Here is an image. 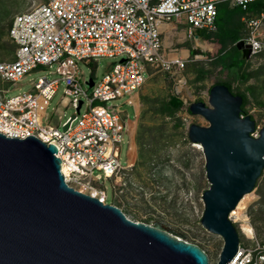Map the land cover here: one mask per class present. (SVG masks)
Wrapping results in <instances>:
<instances>
[{"label": "built area", "instance_id": "1", "mask_svg": "<svg viewBox=\"0 0 264 264\" xmlns=\"http://www.w3.org/2000/svg\"><path fill=\"white\" fill-rule=\"evenodd\" d=\"M255 1L46 0L35 4L15 15L9 31L16 44L13 58L0 59V133L19 139L32 135L55 144L66 182L105 202L106 194L96 185L113 176L120 179L132 167L121 159L122 144L131 128L130 115L107 103L138 92L150 71L174 73L184 70L188 62L168 52L173 48L164 44L163 25L175 23L191 33L216 30L222 4L247 10ZM241 21L245 27L239 41L253 57L264 50V10L245 14ZM100 57L119 61L100 79L85 78L79 62H98ZM33 72H57L60 77L40 76L32 91L7 97L8 82L15 84ZM61 85H65V100L75 109L62 122V129L48 125L43 110ZM247 226V240L252 244L243 245L240 240L236 254L226 264H264V242L250 222Z\"/></svg>", "mask_w": 264, "mask_h": 264}, {"label": "water", "instance_id": "2", "mask_svg": "<svg viewBox=\"0 0 264 264\" xmlns=\"http://www.w3.org/2000/svg\"><path fill=\"white\" fill-rule=\"evenodd\" d=\"M237 48L251 57L242 40ZM243 103L218 83L208 102L189 106L209 122L191 123L188 136L205 156L210 186L201 224L224 241L217 264L236 254L241 239L230 214L264 170V126L251 114L242 117ZM57 152L36 136L0 133V264H210L200 245L68 185Z\"/></svg>", "mask_w": 264, "mask_h": 264}, {"label": "rangeland", "instance_id": "3", "mask_svg": "<svg viewBox=\"0 0 264 264\" xmlns=\"http://www.w3.org/2000/svg\"><path fill=\"white\" fill-rule=\"evenodd\" d=\"M44 1L0 0V59L13 58L14 49L8 37V29L14 16ZM242 12L248 14L247 11ZM174 26L177 27L174 29ZM163 27L164 44L173 48L168 52L174 57L188 59V66L169 75L163 70H152L138 92L107 103L108 106H119L121 111H127L130 115L131 128L122 144L121 159L123 162L130 161L132 167L126 175L113 181L115 188L112 189L110 180L105 181L106 188L101 184L99 188H105L107 201L121 207L131 219L161 224L178 236L200 245L208 253L210 263L217 264L224 241L201 224L204 211L202 194L210 186L206 176L205 156L200 143L192 142L188 136L191 123L208 125L209 122L201 115H193L189 106L199 100L208 102L209 89L219 79L226 78L228 71L217 65L211 73L198 80L195 69L199 65L195 63L203 61L212 68V60L219 53L220 45L175 23ZM242 36L241 32L236 42ZM193 49H199L202 53L192 54ZM226 54V57L238 64L245 60L238 48L228 49ZM118 61L117 57H100L98 62L83 60L79 64L85 78L100 79ZM248 62L250 69L257 68L264 63V55L250 58ZM51 70L55 71L56 67ZM43 75L51 79L60 77L57 72L27 74L15 84L7 83L6 86H11L7 97L32 91L34 83ZM256 82L257 78H251L248 83ZM64 88L65 85H61L54 98L43 108L46 123L61 129L62 122L75 113L70 100H65ZM171 95L182 98L184 104L175 115L167 116L159 112V105ZM249 100L248 112L256 117L260 126H264V107L254 97ZM95 104L106 105L100 101H95ZM179 121L182 124H178ZM230 217L239 224L243 245L252 244L247 240L250 237L247 226L249 222L253 224L257 238L260 241L264 239V173L253 192L240 200Z\"/></svg>", "mask_w": 264, "mask_h": 264}, {"label": "trees", "instance_id": "4", "mask_svg": "<svg viewBox=\"0 0 264 264\" xmlns=\"http://www.w3.org/2000/svg\"><path fill=\"white\" fill-rule=\"evenodd\" d=\"M241 10L243 11V9L239 7L231 9L227 4H222L220 6V12L217 19V29L212 31L197 30L195 32L196 35L204 38L205 40L216 42L220 45L218 50L219 53L212 60L213 67L210 68L204 64L203 61H197L195 64H198L199 68H196L195 71L197 72V79L199 80L203 79L208 73H211L217 65H221L222 70L226 69L228 71L227 77L224 79H219V81L215 84H226L233 93L242 95L244 98L242 112L246 115L248 114L247 104L250 101V97H254L256 102L264 107V98H261V96L264 95V63H262L257 68L250 69L251 65L248 62V58H245L243 62L238 64L231 58L226 57V52L228 49L237 48L235 42L238 40L240 33L245 27L244 23L241 21V17L245 15V13ZM263 10L264 0H258L250 3L248 9L244 11H247L248 14H257ZM12 21L10 23L9 29L11 27ZM12 45L13 49H15V45ZM198 53L202 52L199 49H193L192 54ZM260 55H264V50L260 51L257 55H255V57ZM186 66H188V62H186ZM166 73L168 75L170 74L169 72ZM251 78H257L258 82L254 84L248 83ZM183 104L184 101L182 98L177 95H171L168 100H162V104L159 105V112L162 114L164 113L167 116H173L183 106ZM178 124H182V122L179 121ZM235 225L238 230H240L238 227L239 224L235 223ZM262 242H264V239Z\"/></svg>", "mask_w": 264, "mask_h": 264}, {"label": "clouds", "instance_id": "5", "mask_svg": "<svg viewBox=\"0 0 264 264\" xmlns=\"http://www.w3.org/2000/svg\"><path fill=\"white\" fill-rule=\"evenodd\" d=\"M15 17V16H14ZM14 19V18H13ZM9 31H10V29H9ZM8 37H9V32H8ZM9 40L11 41V43L12 44H14L15 45V49H16V44L14 43V42H12V40L10 39V37H9ZM237 46V45H236ZM15 49H14V51H15ZM253 57H255V56H253ZM253 57H250V58H253ZM250 58H248V59H250ZM190 111V110H189ZM245 114H242V117L244 116ZM247 115V114H246ZM260 125L258 124V122H257V127H259ZM262 127V126H261ZM254 136H257V134L256 133H254ZM127 162H130V161H128V160H126ZM123 164H124V162H123ZM127 163H125V165H126ZM130 169H127V170H125L127 173H128V171H129ZM62 171V170H61ZM63 173V172H62ZM64 174V173H63ZM65 176V175H64ZM115 179H117V177L115 178V176H113V177H111V178H109V179H107V180H110V182H111V187H112V189L113 188H115V186L113 185V181L115 180ZM66 181V180H65ZM102 185L103 187H105L106 188V186H104V184H105V181H103V182H100V183H98L97 185H96V188H97V190H102L105 194H106V190H105V188H99V185ZM69 185V184H68ZM72 187H74V186H72ZM75 188V187H74ZM75 189H77V190H79L78 188H75ZM79 191H81V190H79ZM82 192H84V191H82ZM84 193H87V194H90L89 192H84ZM91 195V194H90ZM92 196H94V195H92ZM94 197H98V195H96V196H94ZM99 198V197H98ZM100 199V198H99ZM101 200V199H100ZM102 201V200H101ZM103 202V201H102ZM104 203H109L108 201H107V194H106V199H105V202ZM111 204H113V203H111ZM115 205V204H114ZM118 206V205H117ZM234 224H235V222H234ZM248 225V224H247ZM252 225V224H251ZM254 227V226H253ZM238 229V228H237ZM238 231H240V230H238ZM211 264V263H210Z\"/></svg>", "mask_w": 264, "mask_h": 264}, {"label": "bare ground", "instance_id": "6", "mask_svg": "<svg viewBox=\"0 0 264 264\" xmlns=\"http://www.w3.org/2000/svg\"><path fill=\"white\" fill-rule=\"evenodd\" d=\"M201 147V146H200ZM63 170L65 171V172H68L69 170H68V168L66 167V166H64V168H63ZM253 192V191H252ZM252 192H250V193H252ZM250 193H248V194H250ZM247 195V194H246ZM246 195H244V196H246ZM240 202V201H239ZM238 206V205H237ZM236 209V208H235Z\"/></svg>", "mask_w": 264, "mask_h": 264}, {"label": "flooded vegetation", "instance_id": "7", "mask_svg": "<svg viewBox=\"0 0 264 264\" xmlns=\"http://www.w3.org/2000/svg\"><path fill=\"white\" fill-rule=\"evenodd\" d=\"M199 101H202V100H199ZM248 114H250L249 112H248ZM251 115H253V114H251ZM254 116V115H253Z\"/></svg>", "mask_w": 264, "mask_h": 264}]
</instances>
